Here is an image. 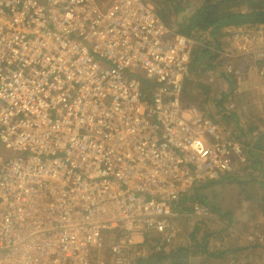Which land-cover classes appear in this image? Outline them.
Returning <instances> with one entry per match:
<instances>
[{
    "label": "built area",
    "instance_id": "2783aa9c",
    "mask_svg": "<svg viewBox=\"0 0 264 264\" xmlns=\"http://www.w3.org/2000/svg\"><path fill=\"white\" fill-rule=\"evenodd\" d=\"M199 45L149 0H0V264H136L177 235L182 193L246 161L183 103ZM234 47L264 60L261 33Z\"/></svg>",
    "mask_w": 264,
    "mask_h": 264
},
{
    "label": "trees",
    "instance_id": "16d2710c",
    "mask_svg": "<svg viewBox=\"0 0 264 264\" xmlns=\"http://www.w3.org/2000/svg\"><path fill=\"white\" fill-rule=\"evenodd\" d=\"M150 2L158 6L159 15L174 33L192 36L200 43L192 60L196 73L185 81L184 105L195 106L203 116L225 124L230 137L245 147L248 157L219 179L204 180L182 193L175 204L177 235L136 264H217L218 255L228 264H239L231 254L242 250H248L252 257L264 256V244L249 240L247 228L235 225L241 217L239 208L252 198L248 195L259 192L257 188L264 189V113L246 110L239 102L242 82L256 75L264 77V60H250L234 47V36L240 29L264 35V0ZM143 88L152 98L154 83L144 80ZM234 100L239 105L228 107ZM250 185L256 188L250 191ZM197 203L208 206L212 215H193L192 224L184 213L193 214ZM217 241L220 246H212Z\"/></svg>",
    "mask_w": 264,
    "mask_h": 264
},
{
    "label": "crops",
    "instance_id": "0c3cea01",
    "mask_svg": "<svg viewBox=\"0 0 264 264\" xmlns=\"http://www.w3.org/2000/svg\"><path fill=\"white\" fill-rule=\"evenodd\" d=\"M99 4L101 6L100 2ZM193 72L196 73V71ZM241 90L242 95L245 94L248 96L242 100L241 105H243L246 110L248 109L251 111L252 109H256L259 111V113H264V83H262L261 77L258 79L256 75L255 77L252 76L248 79H245L241 84ZM262 157L264 159V155H262ZM253 188L256 187L250 185L247 189L253 191ZM257 189L259 192H255L254 195H248L252 196V198L243 202L239 208L238 214L243 218L239 217L238 220H236L238 222H235V225L244 226L246 228L258 226L264 229V189L262 191H260L259 188ZM231 256L234 257L239 264H264V256L260 255L252 257L253 255H251L248 250L232 253ZM218 257H220V259L218 260L217 264H228L225 258H221L220 255H218Z\"/></svg>",
    "mask_w": 264,
    "mask_h": 264
},
{
    "label": "rangeland",
    "instance_id": "374dc122",
    "mask_svg": "<svg viewBox=\"0 0 264 264\" xmlns=\"http://www.w3.org/2000/svg\"><path fill=\"white\" fill-rule=\"evenodd\" d=\"M100 3H101V6L102 7H108L111 3H112V1L113 0H98ZM150 1V0H149ZM152 3V5L155 7V9H158V6L154 3V2H151ZM194 70L193 69H191V74H193V73H195V72H193ZM259 79V78H258ZM260 81V80H259ZM245 82H247V81H245ZM243 83V82H242ZM247 95H245V94H243V96H241V100L239 99V102H240V104L242 103V100H244L245 98H247L246 97ZM254 99V98H253ZM185 214V218H186V220H189V221H191L192 222V224H194V219H193V214L190 212L189 214H187V213H184ZM222 220H225L224 218H222ZM235 222H238V221H235ZM190 224V223H189ZM213 224V222H210L209 223V225L211 226ZM184 226L185 225H182V227H183V232H185L184 231ZM212 228H213V226H212ZM186 230V229H185ZM262 230H264L263 228H262ZM215 244L216 245H218V247L220 246V241H217V242H212V246H215ZM222 247V246H221ZM212 249H213V247H212ZM214 251L215 250H217V249H213Z\"/></svg>",
    "mask_w": 264,
    "mask_h": 264
},
{
    "label": "clouds",
    "instance_id": "9594fccd",
    "mask_svg": "<svg viewBox=\"0 0 264 264\" xmlns=\"http://www.w3.org/2000/svg\"><path fill=\"white\" fill-rule=\"evenodd\" d=\"M252 227H250V228H247V229H251Z\"/></svg>",
    "mask_w": 264,
    "mask_h": 264
}]
</instances>
